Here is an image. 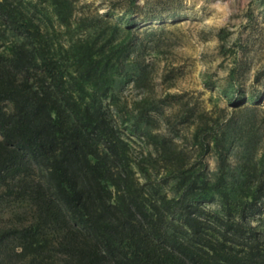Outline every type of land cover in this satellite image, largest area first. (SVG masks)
Instances as JSON below:
<instances>
[{"label":"trees","instance_id":"1","mask_svg":"<svg viewBox=\"0 0 264 264\" xmlns=\"http://www.w3.org/2000/svg\"><path fill=\"white\" fill-rule=\"evenodd\" d=\"M79 1L0 0V264H264L262 92L159 93L163 16Z\"/></svg>","mask_w":264,"mask_h":264},{"label":"rangeland","instance_id":"2","mask_svg":"<svg viewBox=\"0 0 264 264\" xmlns=\"http://www.w3.org/2000/svg\"><path fill=\"white\" fill-rule=\"evenodd\" d=\"M127 1L80 0L76 10L80 12L84 8L100 13L110 10L118 15L123 13ZM138 4L143 12L150 10L163 16L161 21L143 22L141 19L140 31L159 25L170 29L162 44V53L147 56L148 60H155L156 91L183 92L192 103L197 101L208 108L214 103L225 106L220 88L207 87L204 78L207 76L223 84L230 70L237 67L238 79L245 88L262 92L264 108V0H138ZM173 12L177 14L175 18L169 15ZM223 27L232 32L225 41L231 48L228 54L220 51L221 42L216 36ZM172 69V78L162 82L161 72ZM141 92L129 84L122 94L131 100ZM208 161L214 169V157L209 156ZM9 221L10 207L0 206V227Z\"/></svg>","mask_w":264,"mask_h":264}]
</instances>
